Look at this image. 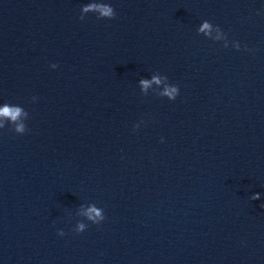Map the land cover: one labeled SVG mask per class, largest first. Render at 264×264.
<instances>
[{"label": "water", "instance_id": "1", "mask_svg": "<svg viewBox=\"0 0 264 264\" xmlns=\"http://www.w3.org/2000/svg\"><path fill=\"white\" fill-rule=\"evenodd\" d=\"M6 105L0 264H264V0H0Z\"/></svg>", "mask_w": 264, "mask_h": 264}, {"label": "clouds", "instance_id": "2", "mask_svg": "<svg viewBox=\"0 0 264 264\" xmlns=\"http://www.w3.org/2000/svg\"><path fill=\"white\" fill-rule=\"evenodd\" d=\"M84 11H96L100 14L101 17H105L108 19L114 18V10L111 6L107 4H99V3H91L87 5L83 9ZM211 25L208 22H205L202 25L201 31H207L210 30ZM153 82L159 83V80L153 79ZM142 87L147 88L149 86V82L147 81H141ZM163 95L167 96L169 100H174L176 96L178 95V87H172V88H166ZM22 114H25L22 112V109L19 107H10V106H4L0 108V120L7 119L13 123H16ZM0 127H3V124L0 123ZM16 133H24L25 132V125L22 123H16L15 127ZM258 199L259 197H254ZM87 217L89 220L93 221V223H100L104 220V216L101 213V210H98L96 207H89L87 213ZM84 229V225H79L78 232L82 231Z\"/></svg>", "mask_w": 264, "mask_h": 264}]
</instances>
